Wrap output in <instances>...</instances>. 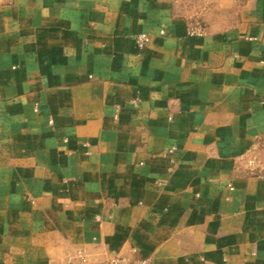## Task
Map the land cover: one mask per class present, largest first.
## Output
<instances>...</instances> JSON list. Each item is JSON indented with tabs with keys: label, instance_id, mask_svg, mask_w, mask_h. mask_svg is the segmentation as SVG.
Returning <instances> with one entry per match:
<instances>
[{
	"label": "crops",
	"instance_id": "0c3cea01",
	"mask_svg": "<svg viewBox=\"0 0 264 264\" xmlns=\"http://www.w3.org/2000/svg\"><path fill=\"white\" fill-rule=\"evenodd\" d=\"M201 1L0 0V264H264V0Z\"/></svg>",
	"mask_w": 264,
	"mask_h": 264
},
{
	"label": "built area",
	"instance_id": "2783aa9c",
	"mask_svg": "<svg viewBox=\"0 0 264 264\" xmlns=\"http://www.w3.org/2000/svg\"><path fill=\"white\" fill-rule=\"evenodd\" d=\"M163 33V32H162ZM205 35V29L198 23H195L188 29V36L190 37H203ZM135 46L138 49H143L148 42V37L145 34L137 36L134 40ZM71 260L67 264H148L147 261H132L122 254L111 253L103 260L94 262L90 260L84 250H77Z\"/></svg>",
	"mask_w": 264,
	"mask_h": 264
},
{
	"label": "rangeland",
	"instance_id": "374dc122",
	"mask_svg": "<svg viewBox=\"0 0 264 264\" xmlns=\"http://www.w3.org/2000/svg\"><path fill=\"white\" fill-rule=\"evenodd\" d=\"M200 3H202L201 0H200ZM193 23H194V22H193ZM196 23L200 24L201 26H204L200 21H198V22L196 21ZM75 252H76V251H75ZM75 252H74V254H75ZM74 254H73V255H74ZM73 255H70V256L68 255V256H67L68 258H67L66 261H65L64 263H62V264H67V263L71 260V258H72L71 256H73ZM109 255H110V254H108L106 257H108ZM106 257H105V258H106ZM105 258H104V259H105ZM102 260H103V259H102ZM93 261H94V262H97V260H96V261L93 260ZM99 261H100V260H99Z\"/></svg>",
	"mask_w": 264,
	"mask_h": 264
}]
</instances>
